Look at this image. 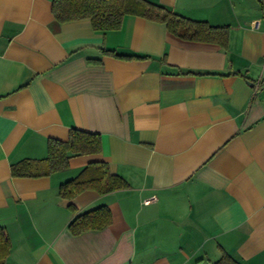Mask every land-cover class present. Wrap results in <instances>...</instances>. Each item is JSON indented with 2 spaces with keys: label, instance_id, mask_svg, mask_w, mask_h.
Listing matches in <instances>:
<instances>
[{
  "label": "crops",
  "instance_id": "crops-1",
  "mask_svg": "<svg viewBox=\"0 0 264 264\" xmlns=\"http://www.w3.org/2000/svg\"><path fill=\"white\" fill-rule=\"evenodd\" d=\"M147 1L226 26L224 44L136 15L97 31L58 22L51 0H0L2 264H213L223 252L264 264V0ZM72 128L98 133L101 150L10 174ZM92 162L126 185L61 197ZM99 206L110 222L73 235L68 222Z\"/></svg>",
  "mask_w": 264,
  "mask_h": 264
},
{
  "label": "trees",
  "instance_id": "trees-1",
  "mask_svg": "<svg viewBox=\"0 0 264 264\" xmlns=\"http://www.w3.org/2000/svg\"><path fill=\"white\" fill-rule=\"evenodd\" d=\"M51 12L58 22L87 18L93 30H116L125 15L142 16L149 20L164 22L168 30L180 39L215 42L224 44L226 26L209 25L203 20H194L176 14L165 6L147 0H51ZM104 54L123 58H141L139 54L120 55L112 49H103ZM98 133L72 128L66 140L50 139L47 154L43 159H23L11 164L12 176L38 177L65 169L68 158L75 155L97 153L101 150ZM125 182L116 174H111L105 162L87 164L80 173L60 184L59 195L72 198L82 190L93 189L99 193L124 187ZM110 222V212L99 206L75 215L68 222L71 233L79 234L87 229L102 228ZM9 250V241L0 227V264ZM213 264H242L226 252Z\"/></svg>",
  "mask_w": 264,
  "mask_h": 264
},
{
  "label": "built area",
  "instance_id": "built-area-1",
  "mask_svg": "<svg viewBox=\"0 0 264 264\" xmlns=\"http://www.w3.org/2000/svg\"><path fill=\"white\" fill-rule=\"evenodd\" d=\"M156 198L155 196H150V197H147L143 200V203H149V202H152L154 201Z\"/></svg>",
  "mask_w": 264,
  "mask_h": 264
}]
</instances>
